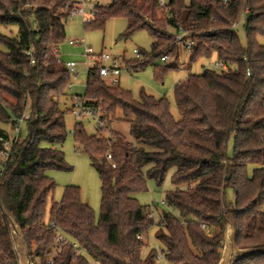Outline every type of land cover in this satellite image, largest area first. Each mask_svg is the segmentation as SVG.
Here are the masks:
<instances>
[{
	"label": "trees",
	"instance_id": "trees-1",
	"mask_svg": "<svg viewBox=\"0 0 264 264\" xmlns=\"http://www.w3.org/2000/svg\"><path fill=\"white\" fill-rule=\"evenodd\" d=\"M159 2L97 4L84 29L103 30L108 20L123 18L124 37L147 30L152 50L141 53L149 59L124 60L134 72L164 55L173 63L163 72L180 69L181 47L171 30L187 32L194 42L190 63L214 59L229 70L206 67L177 83L178 120L166 98L142 91L135 99L106 85L99 71L87 72L88 105L103 123H128L131 137L116 131L104 137L103 130L91 136L81 123L74 127L76 150L88 155L101 179L97 220L78 186H67L63 198L50 203L57 185L47 175L73 170L63 151L68 133L60 104L72 74L59 52L80 0H0V26L18 28L17 36L0 32V122L18 124L30 109L26 140L11 141L0 127V264H18L2 206L21 227L35 264H156V249L143 256L155 228L171 264H219L227 218L235 222L239 248L262 251L236 264H264V0H170L164 8ZM242 16L246 45L236 29ZM7 142L12 146L4 160ZM171 170L175 189L156 222L134 194L146 191L148 180L162 186Z\"/></svg>",
	"mask_w": 264,
	"mask_h": 264
},
{
	"label": "rangeland",
	"instance_id": "rangeland-1",
	"mask_svg": "<svg viewBox=\"0 0 264 264\" xmlns=\"http://www.w3.org/2000/svg\"><path fill=\"white\" fill-rule=\"evenodd\" d=\"M83 0H80V3ZM85 4L83 9L87 14L84 17L81 13H76L71 16L66 24V39L60 46V60L66 64L73 61L78 64L75 74H72L71 83L67 91V95L60 98L61 108L66 111V125H67V139L63 145V151L67 163L73 167L72 171H58L48 170L47 175L51 177L57 188L50 198L52 200L60 201L63 198L67 186H78L81 192L82 201L87 203L94 211L96 219L98 220L101 212L102 203V189L101 179L95 168L92 167L88 155L77 151L74 141V127L76 123H81L88 135H96L99 133V125L93 117H76L69 110L72 108L71 97L73 95L85 96L86 82L88 68L85 65L83 57L84 48H91L96 54L109 53L113 59H116L118 64L124 69L119 78V86L127 91H130L135 99L140 98L142 91L156 98H166L170 104V111L175 119H179V112L174 96V87L177 83L185 81L189 74H201L204 68L214 67V59L201 58L195 63H190V55L184 47L180 51L179 62L185 64V67H180L179 70H169L163 72L164 68L173 61L163 63L160 58L155 59L150 63L145 70L140 72L128 71L125 67L124 60L136 62L146 61L149 58L142 55L141 58H136L134 55L135 50L141 52L151 53L153 38L147 30H139L130 37H124V33L128 26V21L123 18H112L108 20L105 29H84V23L91 17L89 14L94 10L95 5L107 7L111 0H84ZM167 4L170 0H164ZM185 5L190 4V0H184ZM245 17L242 16L236 29L239 33L243 45H246V33L244 30L243 22ZM0 32L3 34L17 36L18 28L16 26L3 27L0 26ZM173 35L177 34L174 30L170 31ZM70 40L81 41L78 48H73L69 45ZM261 44H264V37L259 39ZM3 49V48H2ZM178 62V64H180ZM135 63V62H133ZM132 63V64H133ZM129 64V63H128ZM130 66V64H129ZM111 80V79H109ZM109 80H104L106 85L111 86ZM117 87V86H116ZM26 115H30V109L26 111ZM121 112L118 117H121ZM104 129L101 133L104 137H110L111 131H116L124 137H130V125L122 121H114L109 124L107 121L103 124ZM0 127L6 131L11 141L13 140H26L29 135L28 123L25 121L18 124L0 122ZM43 146H49L44 143ZM234 140L230 139L228 145V156L234 157ZM252 175V168L249 170ZM174 170H171L162 186H157L155 181L148 180L147 190L134 194L139 203L143 206L153 205V210L156 219L159 221V213L168 211V208L163 205L166 195L173 191L175 187L172 183ZM227 199L233 201L234 194L232 190H228ZM159 212H158V211ZM157 229H152L148 240L145 239L146 248L143 251V256L146 257L152 249L159 250L163 248L161 243L155 238Z\"/></svg>",
	"mask_w": 264,
	"mask_h": 264
},
{
	"label": "built area",
	"instance_id": "built-area-1",
	"mask_svg": "<svg viewBox=\"0 0 264 264\" xmlns=\"http://www.w3.org/2000/svg\"><path fill=\"white\" fill-rule=\"evenodd\" d=\"M160 6L161 7H166L167 3L164 0H160ZM87 4L85 3V1L83 0L81 3H78L74 9V11L72 12V14L70 15L73 16L76 13H81L84 17L87 16V14L85 13L83 7L84 5ZM95 15V11L93 10L89 16L91 17L90 19H88L85 22H89L92 20V18ZM175 40L178 42V45L181 47H184L186 49V51L188 52V54L190 55L191 50L194 46V42L188 37V33L181 30L179 32H177V34L174 35ZM69 44L74 46V47H78L80 46L82 43L81 41H75V40H70ZM134 55L136 58H141L142 57V53L139 50H135L134 51ZM83 57L85 59V65L88 68V71L91 69H95L97 71H99L102 79L104 80H109V83L112 87H116L119 86V78L122 74V71L124 70L117 62L116 59H113L112 56L109 53H101V54H96L93 49L91 48H84V53H83ZM60 59V58H59ZM170 60V56L168 55H164L163 57H161V61L163 63H166ZM179 62V61H178ZM180 63V62H179ZM68 69L70 70L71 74H75L76 68H77V63L70 61L67 62L65 64ZM180 67H185L184 63H180ZM126 68V67H124ZM214 69H216L219 72H225L227 73L229 70V67L226 63L222 62V61H215L214 62ZM127 69V68H126ZM128 71H132L131 69H127ZM72 113L80 118V117H93L100 129L99 130H104V126H103V122L101 120V114L99 110H96L94 108H92L91 106L88 105L87 100L84 96H80V95H73L72 96ZM28 119V116L25 115L19 122L25 121ZM11 143H6L5 144V149L2 152V158L4 160L7 159L10 149H11ZM109 159H111V156H108ZM115 167V165H113ZM164 204V202H163ZM263 210H264V204H263ZM150 210L152 212V217L155 218V221L158 222V220L156 219L155 215H154V210H153V205L150 206ZM205 230L207 233L210 232L208 227H205ZM141 238V237H139ZM65 239L63 237H59L58 241L61 243L63 242ZM155 262L156 264H171L167 257H166V253L164 252L163 248H160L159 250H157L156 256H155Z\"/></svg>",
	"mask_w": 264,
	"mask_h": 264
},
{
	"label": "water",
	"instance_id": "water-1",
	"mask_svg": "<svg viewBox=\"0 0 264 264\" xmlns=\"http://www.w3.org/2000/svg\"><path fill=\"white\" fill-rule=\"evenodd\" d=\"M2 208L9 221L11 238L18 258V264H35L33 261L31 248L23 234L21 227L18 225L16 219L7 212L4 206H2ZM261 252V250L257 249L239 248L236 244L235 222L230 218L226 219L224 247L219 264H236L247 257Z\"/></svg>",
	"mask_w": 264,
	"mask_h": 264
},
{
	"label": "crops",
	"instance_id": "crops-1",
	"mask_svg": "<svg viewBox=\"0 0 264 264\" xmlns=\"http://www.w3.org/2000/svg\"><path fill=\"white\" fill-rule=\"evenodd\" d=\"M70 45V44H69ZM71 47H73V48H78V47H74V46H72V45H70ZM77 66H78V64H77Z\"/></svg>",
	"mask_w": 264,
	"mask_h": 264
}]
</instances>
